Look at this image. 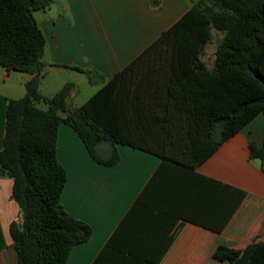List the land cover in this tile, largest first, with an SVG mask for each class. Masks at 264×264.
Instances as JSON below:
<instances>
[{
	"label": "trees",
	"instance_id": "trees-1",
	"mask_svg": "<svg viewBox=\"0 0 264 264\" xmlns=\"http://www.w3.org/2000/svg\"><path fill=\"white\" fill-rule=\"evenodd\" d=\"M54 0H0V65L32 74L26 93L10 98L0 174L13 178L21 216L10 224L18 264H66L72 249L90 239L91 225L62 203L67 171L58 158V127L69 124L92 157L120 161L117 144L153 152L162 161L92 264H151L179 219L216 183L229 187L231 208L245 191L196 170L227 139L264 114V0H196L124 69L85 103L70 107L73 83L53 96L40 90L46 36L35 16ZM159 6L161 0H151ZM214 29L222 32L215 66L202 58ZM91 83L94 69L66 65ZM43 105L44 107H41ZM264 163V144L250 143ZM235 206V205H234ZM233 206V207H234ZM214 258L264 264V240L244 250L220 245Z\"/></svg>",
	"mask_w": 264,
	"mask_h": 264
},
{
	"label": "crops",
	"instance_id": "crops-1",
	"mask_svg": "<svg viewBox=\"0 0 264 264\" xmlns=\"http://www.w3.org/2000/svg\"><path fill=\"white\" fill-rule=\"evenodd\" d=\"M190 7L187 0H161L159 6L151 0H54L50 7L35 12L46 36L40 90L55 74L60 84L54 94L71 82L69 106L73 107L70 102L81 93V87L88 91L86 102ZM66 65L97 70L106 80L91 83L85 73ZM20 72L7 73L0 65V151L8 100L24 96L26 82L32 77ZM252 141L264 144L263 113L196 168L244 190L242 200L231 208L236 193L214 183L209 195L190 212L196 220L179 219L151 264H230L214 258L220 245L244 250L255 240H264V163L251 158ZM117 148L120 161L102 164L69 124L63 122L58 127V158L68 175L62 203L93 229L88 241L72 249L66 264H92L162 161L159 155L129 144L119 143ZM13 184V178L0 174V264H18L10 224L21 213L12 198Z\"/></svg>",
	"mask_w": 264,
	"mask_h": 264
},
{
	"label": "rangeland",
	"instance_id": "rangeland-1",
	"mask_svg": "<svg viewBox=\"0 0 264 264\" xmlns=\"http://www.w3.org/2000/svg\"><path fill=\"white\" fill-rule=\"evenodd\" d=\"M187 1L192 5L196 0H187ZM221 36H222V32L217 29H214L213 39L211 42H209L206 45L205 50L203 51L202 58L210 67H213L215 65L216 57H217V45ZM20 73H24V72H20ZM48 80H49L48 84L43 85L41 87V91L48 96H53L54 94L53 92L58 90V86L60 82L55 78V74H52ZM81 89H82L81 93H79L78 96L73 98L72 101L70 102V104L73 105V107L81 106L88 98V91H86L84 87H81ZM40 106L44 107L43 105Z\"/></svg>",
	"mask_w": 264,
	"mask_h": 264
},
{
	"label": "clouds",
	"instance_id": "clouds-1",
	"mask_svg": "<svg viewBox=\"0 0 264 264\" xmlns=\"http://www.w3.org/2000/svg\"><path fill=\"white\" fill-rule=\"evenodd\" d=\"M255 163L257 164V166H259V164H260V161H259V160H257Z\"/></svg>",
	"mask_w": 264,
	"mask_h": 264
}]
</instances>
